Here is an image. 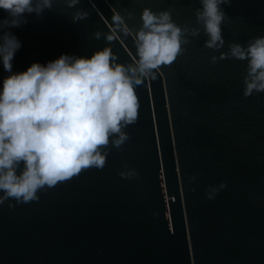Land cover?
<instances>
[{
    "label": "water",
    "instance_id": "water-1",
    "mask_svg": "<svg viewBox=\"0 0 264 264\" xmlns=\"http://www.w3.org/2000/svg\"><path fill=\"white\" fill-rule=\"evenodd\" d=\"M145 7L197 26L201 4L79 0L70 8L53 0L51 9L25 14L27 23L10 29L21 41L12 71L104 47L117 63H133ZM223 7L231 20L222 25L224 47H204L201 30L136 87L138 119L124 129L129 139L119 149L108 146L103 169H84L38 192V201L0 204V264H264V91L244 95L246 60L210 62L229 42L264 35V0ZM78 11L88 16L74 21ZM6 16L0 9V19ZM8 75L0 62V88ZM126 167L139 175L121 177ZM221 182L226 187L209 199L208 186Z\"/></svg>",
    "mask_w": 264,
    "mask_h": 264
},
{
    "label": "clouds",
    "instance_id": "clouds-1",
    "mask_svg": "<svg viewBox=\"0 0 264 264\" xmlns=\"http://www.w3.org/2000/svg\"><path fill=\"white\" fill-rule=\"evenodd\" d=\"M66 3L71 8L79 0ZM200 4L195 9L197 26L177 24L169 10L143 8L135 33L138 59L133 63H117L111 48L104 47L90 57L61 54L47 64L34 62L23 72H13L21 41L10 29L27 23L25 14L39 16L51 9L53 0H0V9L7 13L0 19V62L10 74L0 88V204L10 198L17 203L38 201V192L84 169H103L108 146L119 149L129 139L124 129L138 119L136 87L154 79L162 64L170 65L182 55L183 45L201 30L207 37L204 47L213 51L224 47L222 25L231 20L223 6L231 0H200ZM87 16L78 11L73 20ZM114 19L119 23L123 17L117 13ZM100 35L95 33L97 39ZM228 58L247 61L245 96L264 91V35L249 38L246 45L229 42L228 51L212 55L210 62ZM119 175L131 179L139 174L126 167ZM225 187L224 182L209 185L207 197L214 199Z\"/></svg>",
    "mask_w": 264,
    "mask_h": 264
}]
</instances>
